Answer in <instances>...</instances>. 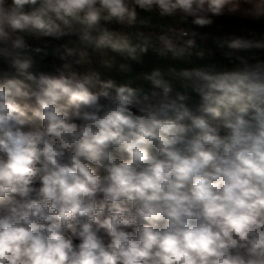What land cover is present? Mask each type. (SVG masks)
Segmentation results:
<instances>
[{"label":"clouds","instance_id":"9594fccd","mask_svg":"<svg viewBox=\"0 0 264 264\" xmlns=\"http://www.w3.org/2000/svg\"><path fill=\"white\" fill-rule=\"evenodd\" d=\"M0 264H264V0H0Z\"/></svg>","mask_w":264,"mask_h":264},{"label":"rangeland","instance_id":"374dc122","mask_svg":"<svg viewBox=\"0 0 264 264\" xmlns=\"http://www.w3.org/2000/svg\"><path fill=\"white\" fill-rule=\"evenodd\" d=\"M92 60H93L94 63L98 64L99 58L97 59V58L92 57ZM153 60H154V55L152 53H149L148 56L146 57V65L145 66L146 67H151L153 65ZM113 75H115V73H113ZM117 78H119V77H117Z\"/></svg>","mask_w":264,"mask_h":264},{"label":"trees","instance_id":"16d2710c","mask_svg":"<svg viewBox=\"0 0 264 264\" xmlns=\"http://www.w3.org/2000/svg\"><path fill=\"white\" fill-rule=\"evenodd\" d=\"M229 23H230V22H229ZM91 55H92V57H94V58H97V59L99 58V57L96 56L95 53H92Z\"/></svg>","mask_w":264,"mask_h":264},{"label":"crops","instance_id":"0c3cea01","mask_svg":"<svg viewBox=\"0 0 264 264\" xmlns=\"http://www.w3.org/2000/svg\"><path fill=\"white\" fill-rule=\"evenodd\" d=\"M110 55V54H109Z\"/></svg>","mask_w":264,"mask_h":264}]
</instances>
